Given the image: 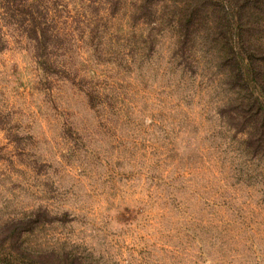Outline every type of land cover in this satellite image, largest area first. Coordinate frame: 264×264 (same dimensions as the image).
Wrapping results in <instances>:
<instances>
[{"label":"rangeland","instance_id":"374dc122","mask_svg":"<svg viewBox=\"0 0 264 264\" xmlns=\"http://www.w3.org/2000/svg\"><path fill=\"white\" fill-rule=\"evenodd\" d=\"M128 16L94 42L75 30L60 73L5 27L0 237L34 227L0 264H264V155L237 90L174 28Z\"/></svg>","mask_w":264,"mask_h":264},{"label":"trees","instance_id":"16d2710c","mask_svg":"<svg viewBox=\"0 0 264 264\" xmlns=\"http://www.w3.org/2000/svg\"><path fill=\"white\" fill-rule=\"evenodd\" d=\"M121 12L138 27L174 28L181 52L210 53L237 90L234 119L249 129L248 147L264 155V0H0V51L7 47L4 29L12 27L33 43L44 71L60 73L75 30L94 42ZM33 227L16 224L8 239L0 237V251L24 259L22 235Z\"/></svg>","mask_w":264,"mask_h":264}]
</instances>
